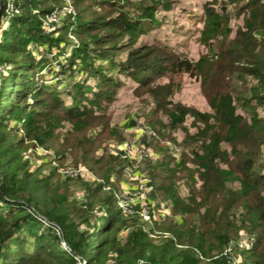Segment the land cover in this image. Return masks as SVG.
I'll use <instances>...</instances> for the list:
<instances>
[{
  "label": "trees",
  "instance_id": "trees-1",
  "mask_svg": "<svg viewBox=\"0 0 264 264\" xmlns=\"http://www.w3.org/2000/svg\"><path fill=\"white\" fill-rule=\"evenodd\" d=\"M63 3L75 14L64 16ZM176 4L0 0V264H106L112 251L120 263L230 264L225 251L242 235L256 243L234 248L241 264H264V0L196 7L199 43L211 52L198 60L168 35L166 47L141 42L165 31L170 24L157 16ZM55 10L60 21L48 33L44 22ZM176 33L185 37V26ZM219 55L231 59L249 94L226 84L208 94L207 111L180 104L178 78L200 77L205 91V68ZM57 61L66 80L46 69ZM121 90L153 107L140 140L150 154L141 162L102 146L124 141L111 111ZM136 115L128 128L143 114ZM171 144L183 147L179 157ZM136 166L150 179V198L169 210L155 220L159 236L134 224L120 237L129 222L111 185ZM80 167L88 172H60ZM59 230L72 251L60 246Z\"/></svg>",
  "mask_w": 264,
  "mask_h": 264
},
{
  "label": "rangeland",
  "instance_id": "rangeland-1",
  "mask_svg": "<svg viewBox=\"0 0 264 264\" xmlns=\"http://www.w3.org/2000/svg\"><path fill=\"white\" fill-rule=\"evenodd\" d=\"M167 1L177 2V4L174 5V9H167L165 11H162L160 14H158L157 17L163 18L164 22H166L164 24H170V25L164 28L165 31H163L162 34L158 33L157 35H153V36L150 35L148 37L146 36L143 40H141V42L142 43L151 42L154 45H157L159 47H162V46L166 47V44L169 41L165 40L164 35H168L169 37L172 38V40H171L172 43L173 42L176 43L177 46H179L180 50H182L184 53L188 54L189 57L194 58V60H198L204 54L207 56L208 55L210 56L211 52H209V51L207 52L206 48L203 45H200V43H199V33L201 30L200 21L202 18L199 19L195 15L197 12H199L201 10V9H196V7L202 6V4H205L206 2H209L210 0H167ZM187 7L190 8L189 11H188ZM183 8H187L186 13L182 12ZM72 10H73V14H75L74 8L72 5H65L63 10H62V13L65 16L67 13L71 14ZM55 11H57L58 17L59 16L61 17V15H60V14H62L61 11L60 10H55ZM9 13H12V11H9ZM6 19H7V21L9 20V15H8V18H6ZM44 23H45V27H47V28H49V27L54 28L56 25V22L51 21V15L45 20ZM240 24H242V20H232L231 21V26H234L235 28H238ZM245 25H246V23H245ZM183 26H185V30L187 32V35L185 37H182V36L178 35V33H176V30L178 28L183 27ZM4 30H6V26L3 29V31ZM153 34H156V31H154ZM156 37H160V38L156 39ZM222 46H223V44L221 42L219 44H216V49H215L216 54H220L222 52V50H223ZM168 48L170 51L171 48L170 47H168ZM42 50H44V49H37V51H42ZM37 53L39 54V52H37ZM41 53L43 55H47L48 57H54V55H55L54 53H49V52H47L45 54V51H42ZM41 53L39 55H41ZM221 56L222 55L217 56V58L215 57L214 58V64L207 66L205 68L206 75L208 78V83H207V86L205 88V91H204L203 87L201 86L202 80L200 77L192 78V77L187 76V75H182L180 78H178L179 80L182 81L183 86H184L183 90L177 95V100L180 104L195 107V108H198L199 110H202V111H207V110H209L208 99H207L208 94L211 95V93L213 91L220 88L221 86L224 87L226 84L229 87V90L232 91L233 94H235V95H247V94H249V92H248L249 87H248V85H245L241 81L239 71L237 69L230 68L231 59L230 60L228 58L223 59ZM52 66H53L52 67L53 69H50L49 66L46 67V69L48 68L49 71H53V72H50L52 74V76H55V77L58 76L59 79L62 78L63 80L64 79L66 80L64 73L58 72L60 70L59 61L55 62V64H53ZM234 66L236 67L237 63H235ZM48 70H47V72H48ZM59 79H57V80H59ZM70 83H71V81L70 82L67 81L65 83V85L63 86V88H65V86L66 87L69 86ZM119 96H121V101L118 102L117 104H115L111 108V111L114 115L113 123H115L114 125H116V128L118 130H120L121 133L124 134L125 138L127 139V137H133V135L137 133L136 128H132L131 126L128 128V124L131 122L133 117L136 115L137 110H140L143 115L141 117L134 118V120L136 122H138V121L142 122L143 127H144V126H146V124H149V122H150V120L148 119V114H149V110H152L153 107L147 101L140 102L138 99H136L132 95V93H130L128 91H122L121 90L119 92ZM136 137H137V135L135 136V138ZM125 138H123V139L125 140ZM122 141L123 140L119 139V138H112V139L106 141L102 146L104 148H107V150H108L112 144L120 143ZM171 145H172V148L174 146H178L176 144H174V145L171 144ZM178 147L180 148V150H178V152H177L176 151L177 149H176L175 151H176V156L179 157L183 152V147H180V146H178ZM38 153L42 155L45 153V151L40 149ZM40 162L41 161H37L32 169H35V167L38 166L40 164ZM263 165H264V156H263ZM139 167H142V164H139ZM139 171L140 170H138V168L136 166V168L134 170H132V169L128 170L126 173V176L124 175V177H122L121 179L118 178L115 181L114 185H111L114 194L116 193V198L118 195H121L124 192L123 186H125L129 189L135 188L134 183L136 181H130L129 179H132L131 177H137L135 174H138L140 176H145V175L141 174ZM147 178H148V176H147ZM138 183L139 182H137V184ZM140 185H139V187H141ZM108 189H110V188L108 187L107 190ZM112 190H108V191L112 192ZM141 191H143V190L141 189ZM95 214H96V216L103 215V213L99 209L95 210ZM135 216H137V217L128 216L126 218L129 223L121 231L120 237L126 236L132 229H134L136 227L134 224L137 225L136 228H139V227L143 228L142 220L140 219L139 214L135 213ZM96 219H97V217L96 218L93 217L91 219L92 225L96 221ZM84 228L85 227L82 226L80 228V231H84ZM89 231L91 232V231H93V229H90ZM153 233L156 234V236L160 235V233L158 231L157 232L154 231ZM58 235L60 236V240H61L60 246L65 247L67 250L70 249L72 251V249L69 247V245L63 240L64 233H62L59 230ZM245 236H247V235H244L242 237H245ZM92 251H93V249H90V252H92ZM119 257H120V255L118 254V252H116V251L110 252L108 254L106 264H110V262L113 260L117 261V263H119V264H130V263H120L118 260ZM140 263H142V261H140ZM79 264H86V262L84 260L79 261Z\"/></svg>",
  "mask_w": 264,
  "mask_h": 264
},
{
  "label": "built area",
  "instance_id": "built-area-1",
  "mask_svg": "<svg viewBox=\"0 0 264 264\" xmlns=\"http://www.w3.org/2000/svg\"><path fill=\"white\" fill-rule=\"evenodd\" d=\"M10 11L14 10L13 4L9 7ZM8 16L5 17L7 20ZM51 21L58 23L60 21V16L58 17L57 11L51 13ZM5 28V27H4ZM54 28L49 27L48 33H50ZM3 71L2 65H0V72ZM137 137L133 140H124L120 143L112 144L109 150L113 152H122L125 157L137 160L138 162L144 161L150 154L149 149L144 147L140 142L145 129L142 122L137 124ZM177 151L179 150L176 148ZM60 172L64 177H77L81 173L88 172L86 168H65L61 169ZM137 177H131L130 181H136L134 183L135 188H127L123 186L124 192L121 195L117 196V202L120 209L123 211L125 216H134L135 213L139 214L140 219L142 220L143 227L148 231L151 236H154L153 233L155 228V220H158L161 217L169 214L168 207L166 204L162 203L157 205L151 198V186L149 185L150 179L145 176H140L135 174ZM137 182H139L137 184ZM141 184V185H140ZM138 185V186H137ZM139 185L141 187H139ZM141 189L143 191H141ZM44 221H46L44 219ZM165 235H169L166 233ZM244 236V235H242ZM241 236V237H242ZM238 238L235 242H232L225 251V255L229 257L230 264H241V257L236 253L234 248L249 249L256 243L255 236H245ZM110 264H119L117 261L113 260Z\"/></svg>",
  "mask_w": 264,
  "mask_h": 264
}]
</instances>
